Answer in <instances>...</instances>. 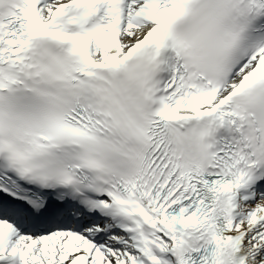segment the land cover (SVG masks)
<instances>
[{
	"label": "snow or ice",
	"instance_id": "obj_1",
	"mask_svg": "<svg viewBox=\"0 0 264 264\" xmlns=\"http://www.w3.org/2000/svg\"><path fill=\"white\" fill-rule=\"evenodd\" d=\"M0 264H264V0H0Z\"/></svg>",
	"mask_w": 264,
	"mask_h": 264
}]
</instances>
